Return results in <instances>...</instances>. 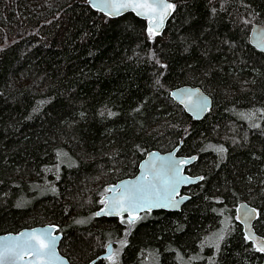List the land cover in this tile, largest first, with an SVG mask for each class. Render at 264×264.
<instances>
[{"label": "trees", "instance_id": "1", "mask_svg": "<svg viewBox=\"0 0 264 264\" xmlns=\"http://www.w3.org/2000/svg\"><path fill=\"white\" fill-rule=\"evenodd\" d=\"M48 1L0 0V235L55 224L72 264L121 239L119 264H264L235 213L257 208L264 238V53L249 42L264 0H171L161 35ZM185 85L212 97L200 121L170 95ZM178 146L202 176L180 211L96 217L108 184Z\"/></svg>", "mask_w": 264, "mask_h": 264}, {"label": "water", "instance_id": "2", "mask_svg": "<svg viewBox=\"0 0 264 264\" xmlns=\"http://www.w3.org/2000/svg\"><path fill=\"white\" fill-rule=\"evenodd\" d=\"M88 4L97 12H100L106 16H108L111 19H116L119 17H122L128 13L135 14L137 17L140 19L144 20L147 22V27H149V22L145 17H142L140 15H137V12L132 10L131 8L127 10H123L120 14L118 15H108L107 10L101 11L100 7H94L93 5H102L103 0H87ZM168 2L174 4L171 0H168ZM174 13V10L171 11V13L165 18L163 25L161 28L158 29V34L161 35L162 32L165 30L166 25ZM155 33V32H154ZM156 34V33H155ZM249 42L252 47H254L256 50H258L261 53H264V25L260 24H254L249 35ZM173 93H176L174 96ZM189 94L192 95L193 100H197L200 98H203L204 100L207 101V108L204 111H201L197 114L196 111L190 110L189 106L186 105V103H181V100H186ZM170 95L172 99L179 104L185 112L193 118V120L200 121L204 119L208 113L211 111L213 107V100L212 97L209 96L205 91L200 88V87H193V86H182V87H177L174 89L170 90ZM180 146L174 148L173 150L162 152L159 150H150L147 152L145 157L141 160L139 167H138V172L135 176L132 177H126L114 184H109L106 186V193L102 197V201L109 200L114 193L109 192V188H114V187H119L123 185H137L140 184L144 181V177L147 176L149 180H155L157 173L160 174L161 181L163 179H166L171 175V173L168 171V165L174 163V162H179L181 160H188L189 163L187 164H182L180 165V170L184 178H186L189 182L188 183H182L178 186L177 193L174 195V198L176 201H179L178 206L176 207H165V208H159V207H153L150 211L147 209H137L134 213L133 216L136 217L135 222H137L140 218L141 215L147 212H154V211H168V212H177L180 211L183 206L191 200L190 195H181V192L184 188L191 187L193 185H196L202 181V176H194L190 175L187 173V168L191 166L197 159L196 156H184L180 155L179 153ZM161 181H156L158 184L161 183ZM105 209V204L103 203L102 207L99 208L97 212H103ZM254 210V211H253ZM236 217L239 222V224L242 227V231L245 235V237L254 244V246L258 247H264V238L260 236L255 228V222L259 218V211L257 208L252 206L248 202H241L236 206ZM247 213V215H245ZM124 216L127 217L128 219V213L125 212L122 214V216H116V215H99L96 217L97 218H123ZM239 217V218H238ZM51 232L52 235L57 237V242L55 246L56 250V255L58 259L55 261V264H72L61 252H60V245L63 240V234L58 231V226L55 224H45L41 226H36L32 228H25L22 229L18 232H10V233H5L0 235V242H15L17 240H24L28 234L32 232H36L38 234L46 233V232ZM25 234L24 237L21 236V234ZM261 252V251H260ZM114 253V245L113 243H110L106 247V251L102 253L98 258L94 259L91 261L89 264H95L99 260H106L109 257H111ZM264 254V252H262ZM35 262V257L32 256L31 251H28L26 255H23L22 258L17 259L16 264H34Z\"/></svg>", "mask_w": 264, "mask_h": 264}, {"label": "snow or ice", "instance_id": "3", "mask_svg": "<svg viewBox=\"0 0 264 264\" xmlns=\"http://www.w3.org/2000/svg\"><path fill=\"white\" fill-rule=\"evenodd\" d=\"M93 6L100 7L101 11L107 10L108 15H118L123 10L131 8L137 12V15L148 20L150 35L154 32L158 34V29L162 27L165 18L175 9V5L168 0H103L102 5L94 4ZM173 95L175 96L176 93ZM192 95L189 94L186 100L182 99L181 103H186L190 110L196 111L197 114L204 111L207 108V101L203 98L193 100ZM187 163H189L188 160H181L168 165L171 175L162 181L160 174L157 173L155 180H149L145 176L140 184L109 188L108 191L113 192L114 195L109 200L101 201L105 204V209L103 212H97L96 215L122 216L127 212V223L131 225L136 219L133 213L137 209L150 211L153 207L178 206L179 201L174 198L178 186L189 182L183 177L180 165ZM156 181L161 183L158 184ZM21 236L24 237L25 234L22 233ZM56 242L57 237L50 231L42 234L32 232L22 241L0 242V264H16L17 259L22 258L28 251H31L32 256L35 257L34 264H55L58 259L55 250ZM257 251L264 252V247H258Z\"/></svg>", "mask_w": 264, "mask_h": 264}, {"label": "rangeland", "instance_id": "4", "mask_svg": "<svg viewBox=\"0 0 264 264\" xmlns=\"http://www.w3.org/2000/svg\"><path fill=\"white\" fill-rule=\"evenodd\" d=\"M61 1V0H60ZM53 2H54V0H53ZM88 3V2H87ZM52 4V0L51 1H48L46 4H45V6H50ZM90 6V5H89ZM91 7V6H90ZM92 8V7H91ZM109 185V184H108ZM223 237L222 239L220 238V237ZM225 236H226V233H222V234H220V235H218V236H216V237H210L209 239H208V241H212V243H214V245L216 246V248H218L219 246H220V244L222 243V241L224 240V238H225ZM112 242V241H111ZM111 242H108L106 245H105V248L109 245V243H111ZM125 242V240L124 239H121V241H119V245L116 247V243H115V245H114V253H113V255L111 256V259H106L107 260V264H119L120 262H121V255H122V253H121V249H122V247H123V244H125L124 243ZM113 243V244H114Z\"/></svg>", "mask_w": 264, "mask_h": 264}, {"label": "flooded vegetation", "instance_id": "5", "mask_svg": "<svg viewBox=\"0 0 264 264\" xmlns=\"http://www.w3.org/2000/svg\"><path fill=\"white\" fill-rule=\"evenodd\" d=\"M191 166H192V165H191ZM191 166H189V167L187 168V173H189V171H190V167H191ZM189 174H190V173H189ZM190 175H191V174H190ZM189 188H190V187L184 188V189L182 190V192H181V195H190V194L188 193V191H187ZM154 212H156V211H154ZM151 213H153V212H147V213H144L143 215H145V214L147 215V214H151ZM143 215H141V216H143ZM141 216H140V217H141ZM124 217H126V216H124ZM126 218H127V217H126ZM139 219H140V218H139ZM135 223H136V222H135ZM135 223H132V224L130 225V227H132ZM111 243H114V242H111ZM109 244H110V243H109ZM114 244H115V243H114ZM114 244H113V245H114ZM105 251H106V248H105ZM105 251H104V252H105ZM104 252H103V253H104Z\"/></svg>", "mask_w": 264, "mask_h": 264}]
</instances>
